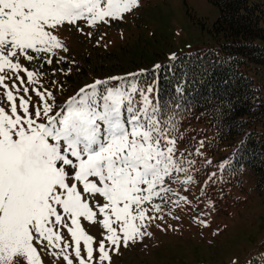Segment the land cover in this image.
I'll list each match as a JSON object with an SVG mask.
<instances>
[{
	"label": "snow or ice",
	"instance_id": "snow-or-ice-1",
	"mask_svg": "<svg viewBox=\"0 0 264 264\" xmlns=\"http://www.w3.org/2000/svg\"><path fill=\"white\" fill-rule=\"evenodd\" d=\"M138 6L139 0H0V264H44L41 253L52 264H111L110 252L152 235L147 229L164 219L165 205L168 215L192 205L197 161L188 156H202L204 142L181 151L179 127L187 86L208 75L207 65L178 63L172 54L151 73L93 79L62 101L58 81L42 84V68L54 58L68 62L60 54L69 51L63 30L91 38L84 27L122 21ZM57 70L71 71L52 69L53 75ZM161 71L174 85L167 98ZM82 220L98 225L101 239L86 233ZM246 264H264V252Z\"/></svg>",
	"mask_w": 264,
	"mask_h": 264
},
{
	"label": "rangeland",
	"instance_id": "rangeland-1",
	"mask_svg": "<svg viewBox=\"0 0 264 264\" xmlns=\"http://www.w3.org/2000/svg\"><path fill=\"white\" fill-rule=\"evenodd\" d=\"M248 2L264 6V0ZM218 15V8L208 0H139V6L125 14L122 21H111L95 29L81 24L85 32H92L91 38L75 29H65L60 35L69 51L60 54L68 62L57 65L54 58L50 67L42 68L43 87L48 88L52 80L58 81L63 92H56V96L62 101L93 79L151 70L156 64L168 63L172 54L177 57L204 51L222 42L221 35L213 30ZM61 68L71 71L65 75L57 70L53 75L52 69ZM248 74L264 96V64L250 67ZM32 98L38 100L34 94ZM257 130L264 137V121L257 124ZM204 132L211 137L210 131ZM240 138L226 142L207 157L215 169L231 161ZM179 147L184 151L188 145L180 143ZM188 158L194 159L193 155ZM211 173L212 167L197 162L190 171L195 179L188 193L192 205L176 209L171 215L167 214L170 206L165 205L164 219L154 221L147 229L152 235L127 248L121 247L118 254L110 252L111 264H246L264 252V192L254 188L252 171L243 167L229 200L226 183V197L216 177L205 183ZM81 223L86 233L101 239L98 225L83 220ZM62 234L70 240L66 230ZM41 255L44 264H52L47 255Z\"/></svg>",
	"mask_w": 264,
	"mask_h": 264
},
{
	"label": "trees",
	"instance_id": "trees-1",
	"mask_svg": "<svg viewBox=\"0 0 264 264\" xmlns=\"http://www.w3.org/2000/svg\"><path fill=\"white\" fill-rule=\"evenodd\" d=\"M208 2L218 8L213 30L222 42L177 56L178 63H203L210 69L202 81L187 86L185 103L191 110L190 118L212 129L217 142L242 137L228 166L229 178L236 181L246 166L255 177V189L264 192V137L257 130V124L264 121V96L248 74L250 67L264 64V47L259 44L264 43V7L247 0ZM160 76L167 98L174 85L164 79H171L170 74L161 71Z\"/></svg>",
	"mask_w": 264,
	"mask_h": 264
}]
</instances>
